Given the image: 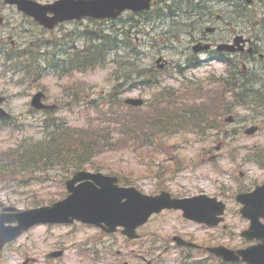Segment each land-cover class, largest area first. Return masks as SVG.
Here are the masks:
<instances>
[{
  "label": "rangeland",
  "instance_id": "1",
  "mask_svg": "<svg viewBox=\"0 0 264 264\" xmlns=\"http://www.w3.org/2000/svg\"><path fill=\"white\" fill-rule=\"evenodd\" d=\"M255 5L257 7L256 12L252 13V20L258 19L257 33L262 35V44L261 42L259 44L260 52L264 53V25L260 23L264 18V0H257ZM207 6L213 10L224 7V4L210 2ZM160 16L161 14L154 20V27L145 26L144 18L135 20V17L128 14L116 21L85 19L78 24L76 21H69L61 26L62 28L52 30L51 35H46V39L51 38L52 42L57 40L60 44L55 51L53 44L49 46V61L53 56H56V60H62L65 50H71L72 45L81 47L85 44L86 33L102 31L113 37V29L127 26L130 43L138 46L144 54L134 56L129 51L120 50L115 56V61L91 71L58 76L52 72L49 67L50 62L47 60V65L45 62L42 63L45 70H42L39 76L35 73L37 62L33 63L34 58L30 57V53L10 62L8 78H0V97L3 98L1 105L10 113L9 124L0 125V151L24 141L41 139L44 135L45 119L47 124L64 122L74 127L98 126L99 117L96 111L105 114L107 110L106 105L102 103L104 99L101 97L108 95L115 83L124 81L126 82L124 87L129 88L119 95L121 101L128 96L142 97L146 101V104L138 111L144 114L146 120L156 113L154 108L158 107V103L154 96L161 91L162 86L174 87L179 92L178 95L182 96L183 105L186 106L187 99L197 95L193 90L191 94H187V91L182 88V92L181 83V87L185 88L186 85L202 83L205 84V89L199 97H202V94L209 95L204 99L197 97L198 100L194 103L198 105V109L204 110L208 119L216 121L215 124H220L222 121V131L236 128L238 133L225 134L228 135L226 140V136H222V133L217 134L214 130L204 135L191 131L193 127H185L171 135L164 134L158 139L157 130L152 132L147 129L144 130V148L134 150L135 148H131L130 145L121 147L118 144V149L106 151L98 156L95 164L101 166L99 171L122 176L126 183L143 192L169 187L177 191L179 195L204 192L220 197L226 204L222 223L216 228H207L182 219L178 212L164 211L151 216L138 228V233L142 235V238L138 240L127 239L119 230L110 234L104 233L100 228L89 224H39L26 230L4 248L0 254V264H23L25 257L35 258V261H28L26 264H117L122 261L136 263L140 262L141 255L154 258L151 264H178L175 251L171 250L167 253L159 250L160 247H164L166 239L170 240L172 236L177 235L190 236L196 242L204 244L226 240L232 246L240 245L241 238L238 233L247 227V221L238 213L239 204L234 199V194L237 190L252 187L253 184L264 180V168L253 164L250 159L241 158L249 153L245 149L247 145L259 144L264 148V110L262 107L260 110L241 106L232 108L222 103V98L231 99L230 94L226 93L228 83L219 84L222 90L213 83L207 84L208 81L210 82L208 79L210 75L225 72L218 62H211L184 73L177 72L178 75L167 76L162 80L160 87L151 86L142 89L140 86H130L132 80L136 79L132 67L135 64L140 67L150 66L151 62L154 64V57L158 53L164 54L167 59L171 58V65L177 71L175 64L182 60V57L173 55L179 50L170 46L164 47V45L190 42L187 40L188 34H171V20L166 18L163 23H160L162 22V16ZM18 20V18L14 19V21ZM134 21H141L138 24L142 26L140 29L143 31L131 27ZM205 25L210 26L209 23H203L202 29ZM180 27L187 31L194 30L191 26L184 24ZM214 35L212 38H215ZM73 39L74 42H72ZM118 39L123 40L124 37L117 36V41ZM8 47L6 44L4 49ZM27 47L28 45L21 46L20 49H8H13L15 52L27 51L30 49ZM35 47L36 43L31 46V48ZM45 48L42 45L41 51ZM145 55L147 58H144ZM245 63L248 65V73L259 75L261 82H257L254 86L261 88L264 92V62L262 65L258 61ZM241 90L247 91V88L244 86ZM37 91L44 93L43 102L51 105L53 109L51 113L45 114V111H37L30 106V100ZM162 94L163 97L169 98L164 92ZM112 108L120 110L117 112L127 111L121 103L112 105ZM226 108L228 111H225ZM231 113L237 120L230 126L229 122L223 119ZM53 118L54 121L50 122ZM244 118L246 122L242 121ZM156 122L168 131L178 124V119L166 115L157 117ZM147 123L150 124L148 121ZM241 125L244 127L257 125L259 130L247 135L243 130H239ZM152 135L155 136L154 141ZM212 155L215 156L211 157ZM86 169L93 170L90 166ZM45 175H49L48 178L43 176L47 178L45 182H31L19 188L0 182V207L10 205L26 209L61 198L64 193L61 177L64 179L65 175L70 176L72 173H67L66 168L55 166ZM165 178L170 179L165 182ZM149 244H156L159 247L150 253ZM53 251H62V253L54 257L48 256V253Z\"/></svg>",
  "mask_w": 264,
  "mask_h": 264
},
{
  "label": "water",
  "instance_id": "2",
  "mask_svg": "<svg viewBox=\"0 0 264 264\" xmlns=\"http://www.w3.org/2000/svg\"><path fill=\"white\" fill-rule=\"evenodd\" d=\"M9 2L16 3L20 9L48 28H52L60 21L74 18H115L124 10L134 12L146 10L150 4V0H80L75 3L70 0H59L48 6H40L26 0H10ZM47 11L53 12L54 16L47 17ZM42 96L43 94L38 92L32 97L31 105L34 108L47 107L41 102ZM125 102L140 105L143 101L141 98H127ZM6 115L7 113L0 107V116ZM253 130L254 127L248 129V132ZM73 175L66 182L69 194L62 200L23 211H18L12 206L2 209L0 212V251L6 243L37 223H71L74 219L98 225L108 232L122 225L123 234L129 238H137L139 235L136 234V227L144 224L153 211L160 209L157 207L159 197L144 196L136 192L134 188L112 186V183L117 180L116 177L86 170L77 171ZM77 182L79 184H76ZM95 182L99 186H96ZM124 197L126 199L122 201ZM237 200L243 203L241 213L251 221L249 228L243 231L242 235L247 238L257 237L262 240V243L237 252L221 246L211 248V250L226 261L238 260L241 256L248 263L264 264V224L258 221L259 216H264V184L251 192L238 194ZM180 206L184 207L186 216L207 224H216L220 218H215V216L221 213L223 208L221 205L219 209H216L213 205L211 211L209 203L206 207H201L199 203L188 202ZM58 254L60 252L51 253V255Z\"/></svg>",
  "mask_w": 264,
  "mask_h": 264
},
{
  "label": "trees",
  "instance_id": "3",
  "mask_svg": "<svg viewBox=\"0 0 264 264\" xmlns=\"http://www.w3.org/2000/svg\"><path fill=\"white\" fill-rule=\"evenodd\" d=\"M85 36V44L73 49L74 54L64 53L62 60H56V56L50 58L49 67L53 73L62 76L72 70L85 72L106 64L111 51L116 47V37L102 31L86 33ZM53 46L55 51L60 44L54 40ZM7 56L5 61L12 62L13 54L8 53ZM41 70L45 69L37 61L36 73L39 75ZM2 75L5 74H0V77ZM228 86L231 88L233 85ZM174 97L175 95L163 97L161 92L157 98L164 103V99L167 98L171 102L175 100ZM234 97L240 105L259 106L264 102V93L249 89L234 93ZM102 98L107 110L105 114L96 111L99 117L98 126L74 127L64 122L47 124L45 119L44 135L41 139L24 141L0 151V182L18 188L25 187L31 182H45L49 176L45 174L55 166L66 168L67 173L87 166L99 170L101 166L95 164L96 158L106 151L118 149V144L121 147L130 145L131 148H135L134 150L144 148V130L148 128L154 132L158 129L156 113L149 117L150 125L144 119V114L138 112L139 107L127 106V111L122 112L113 110L112 105L121 103L117 100L114 90ZM113 115L115 117H112ZM7 120L4 119L0 125L7 126L9 124ZM53 121L54 118L50 120Z\"/></svg>",
  "mask_w": 264,
  "mask_h": 264
},
{
  "label": "flooded vegetation",
  "instance_id": "4",
  "mask_svg": "<svg viewBox=\"0 0 264 264\" xmlns=\"http://www.w3.org/2000/svg\"><path fill=\"white\" fill-rule=\"evenodd\" d=\"M30 1L40 5H45V4H51L57 2L59 0H30ZM70 1L75 3V2H79L80 0H70ZM203 1L204 0H199V2L197 3V0H189L190 6H187V8L185 9L186 11L190 10V13L188 15L182 12L181 6L179 4L173 8L174 10L173 19L175 20V23L178 25V27H180L181 24H184L191 26L194 29V30L191 29L188 30V34H190L188 38L190 40L189 43L171 45V47L178 48L179 50L177 51V53L174 54V56L177 55L182 57V60L178 62V64L180 65L179 67L180 73H184L188 70L192 71L193 67L200 68L202 66L207 65L208 63L218 62L221 64V68L223 69H226L228 65L231 66L232 68L230 75L231 77H236L237 75L242 80H248L245 79L243 75H241V72L238 70V68L243 67L246 61L248 63L256 61L257 56H255L254 53H257L260 50L259 44L261 42V38L257 36L258 34L257 26H247V23L245 21V16L247 14L250 15L254 13L255 8L257 7L255 5L257 0H251V2L248 4L245 0H241L242 2L233 1L232 3L233 5L227 6L228 8L227 11H222L220 13L217 12L215 14V17L207 13V9H206L207 6L205 4H202ZM153 4H156L158 6H165L167 5V0H153ZM243 7H245L247 10L244 11ZM149 12L146 11L145 13H138L137 15L144 14V16H147ZM157 13L161 14L160 10H158ZM53 15L54 13H52L51 11H48L46 13V16L48 17H52ZM0 17L2 18V23L0 24V48H3L4 45L6 44H8L9 46L8 48H15V49H20L21 46H25V45L31 47L32 45H35L36 40H38L40 37H41L40 39H42V36H46L48 34L51 35V33L53 32L52 30L59 28L64 24L68 23V22L59 23L54 29L49 30L48 28H45L44 26L38 24L32 16L27 15L23 10L19 9L16 4L6 2V0H0ZM17 18L19 20L14 21V19ZM214 19H216L218 24L213 22ZM203 23L205 24L209 23L210 26L205 25L202 29ZM210 27L211 29H208ZM37 31L39 33H37ZM213 35L216 39L212 38ZM237 36H241V40L239 43H235V39ZM199 42L208 43L209 45L208 48H203L201 49V51H195L194 45ZM220 44H226V45L234 44V47H239L240 45H242L244 48L246 46L248 48V51L244 49L240 51L232 50L233 52L229 53L219 49L221 48ZM200 46L203 47L204 45H200ZM21 51L22 50H18V52ZM261 59H263L264 62V58ZM218 74L221 75L218 76ZM218 74L214 75L218 79H221L224 76V74L228 75L225 72ZM223 121H225V117ZM234 121H236V119ZM221 123L214 124L212 126V129L217 134L222 133V136H226L225 137L226 140L228 138V135L225 134H228L229 132H232L233 134L238 133V130L236 128L235 129L232 128L230 131L229 130L222 131ZM231 125L232 124H230V126ZM239 130H243L244 132V126L241 125L239 127ZM258 147L261 146L259 144H250L246 146V148H258ZM216 149L218 148L216 147ZM248 151L251 152L252 150L249 149ZM214 156L215 155H212L211 157ZM241 158L249 159V156L244 155ZM255 163L258 167L264 168V160L256 159ZM169 179L170 178H165V182L169 181ZM120 185H125V184H120ZM162 190L168 191L172 197L190 196V195H179L177 191L172 190L169 187L157 188L152 191H144V192L152 195V194H158ZM164 211H176L178 212L179 216H181V212L178 210L165 209L162 212ZM261 221H264V219L261 218ZM183 237L190 240H194L190 236H183ZM168 240L169 239H166L165 244L163 245L165 247H160L159 250L161 249L165 251L166 249L174 250L178 248V245H176L171 239L169 240V242ZM220 244L223 243L217 242L213 245H220ZM207 246H211V245H209V243L202 244L201 247H199L198 249H203V248L206 249ZM148 249H150V246H148ZM153 249H155V247H153ZM179 249L180 250L178 251V253L182 257L187 256L190 253L187 250L188 247L186 246L179 247ZM207 257L210 258L208 255ZM151 259L153 263L154 258Z\"/></svg>",
  "mask_w": 264,
  "mask_h": 264
}]
</instances>
